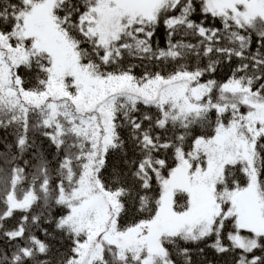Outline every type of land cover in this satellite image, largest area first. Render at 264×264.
Masks as SVG:
<instances>
[{
  "label": "snow or ice",
  "instance_id": "6c2138e0",
  "mask_svg": "<svg viewBox=\"0 0 264 264\" xmlns=\"http://www.w3.org/2000/svg\"><path fill=\"white\" fill-rule=\"evenodd\" d=\"M0 264H264V0H0Z\"/></svg>",
  "mask_w": 264,
  "mask_h": 264
},
{
  "label": "trees",
  "instance_id": "16d2710c",
  "mask_svg": "<svg viewBox=\"0 0 264 264\" xmlns=\"http://www.w3.org/2000/svg\"><path fill=\"white\" fill-rule=\"evenodd\" d=\"M223 76V73H221V77Z\"/></svg>",
  "mask_w": 264,
  "mask_h": 264
}]
</instances>
